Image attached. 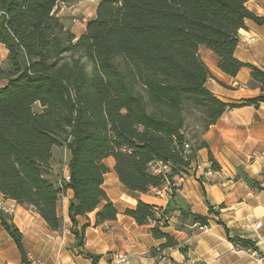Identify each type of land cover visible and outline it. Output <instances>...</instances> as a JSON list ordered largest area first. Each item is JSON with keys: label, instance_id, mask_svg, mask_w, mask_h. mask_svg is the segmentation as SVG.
<instances>
[{"label": "trees", "instance_id": "trees-1", "mask_svg": "<svg viewBox=\"0 0 264 264\" xmlns=\"http://www.w3.org/2000/svg\"><path fill=\"white\" fill-rule=\"evenodd\" d=\"M76 1L0 0V45L7 52L0 65V194L59 232L58 202L70 190L69 232L82 249L90 214L94 226L118 214L103 189L104 161L111 158L127 191L168 199L164 208L137 200L122 214L162 241L154 254L174 249L185 255L187 248L163 231L170 216L178 213L176 229L187 234L207 227L208 217L179 201L174 180L193 172L202 149L210 169L219 170L203 135L226 111L264 104V71L234 56L245 21L262 26L264 17L250 12L247 0H100L76 39L57 16L59 6ZM201 48L229 77L249 69V86L260 95L239 104L219 100L205 87L212 76ZM61 149L68 182L53 170ZM236 178L263 189L245 174ZM222 207L207 205L208 215L217 217ZM216 224L228 236L219 219ZM0 225L20 263L31 264L11 217L0 212ZM228 240L255 251L250 240ZM83 255L99 264L100 255Z\"/></svg>", "mask_w": 264, "mask_h": 264}, {"label": "crops", "instance_id": "crops-1", "mask_svg": "<svg viewBox=\"0 0 264 264\" xmlns=\"http://www.w3.org/2000/svg\"><path fill=\"white\" fill-rule=\"evenodd\" d=\"M99 1L93 0L95 4L91 14L89 18L82 19L80 32L74 33L70 29L76 39L84 32L86 23L94 18ZM81 2L77 0L71 5L59 6L57 16L62 18L60 14L65 8H73V13L86 15L80 8ZM246 7L256 16L264 17V0H247ZM238 35L235 58L264 71V25L258 26L246 20L245 28L239 30ZM0 47L4 49L2 45ZM4 51L6 57L7 52ZM199 54L212 76L205 87L219 100L239 104L242 100L260 95L258 88L249 86V69H241L232 78L216 68V60L211 52L201 48ZM203 140L219 170L210 169L207 150L202 149L198 151L193 172L174 181L178 187L176 194L179 201L189 206L192 213L208 217V226L204 230L196 226L194 231L187 234L176 229L178 213H173L168 227L163 229L187 248L185 255L174 249L154 254L151 249L158 247L162 241L153 239L147 226H137L131 218L122 214L125 208H133L137 200L164 208L168 199L158 192L143 195L127 191L109 168L103 189L118 214L114 221L99 226H94L93 214H90L82 249L76 248L75 238L69 232L67 207L72 198L70 190H66L58 202L57 214L63 221L59 232L48 231L37 215L16 206L11 221L22 234V243L31 264H90L83 252L100 255L99 264H254L253 253L264 255V104L257 109L244 106L226 111L206 131ZM107 160L113 165L111 158ZM56 166L54 157V172ZM238 173L260 182L263 189L255 191L250 188L242 179L236 178ZM61 174L68 175L66 165ZM207 205L215 210L218 206L223 207L218 209L219 215L216 217L208 215ZM217 219L227 228L228 236L224 228L216 224ZM78 220L80 224L85 223L82 219ZM228 237L250 240L254 243L255 251L230 242ZM120 255L126 257L124 263L117 262L116 257ZM0 264H21L16 246L1 225Z\"/></svg>", "mask_w": 264, "mask_h": 264}, {"label": "rangeland", "instance_id": "rangeland-1", "mask_svg": "<svg viewBox=\"0 0 264 264\" xmlns=\"http://www.w3.org/2000/svg\"><path fill=\"white\" fill-rule=\"evenodd\" d=\"M81 9L82 12H85L86 15H82L81 13H73V8L69 9V8H65L63 9V11L61 12L60 16H62V22L64 23V25L66 27H68L69 29H72L74 31V33H78L82 30V25L83 22L82 19H87L89 18L91 11L93 9V5L95 3H93V0H81ZM76 7V6H75ZM71 31V30H70ZM5 51L2 47H0V65H3L5 63ZM35 109H37V107H35ZM65 152L64 150H57L55 153V164L56 169H59L60 171L62 170L63 166L65 165ZM104 163L106 164V166L108 168H110L112 170V163L109 160H105ZM109 175L106 176V181L108 180Z\"/></svg>", "mask_w": 264, "mask_h": 264}, {"label": "built area", "instance_id": "built-area-1", "mask_svg": "<svg viewBox=\"0 0 264 264\" xmlns=\"http://www.w3.org/2000/svg\"><path fill=\"white\" fill-rule=\"evenodd\" d=\"M61 181L68 182L69 181L68 175L62 174ZM58 185H61V183L59 182ZM16 206L17 204L14 201L7 199L0 194V212L5 214L6 216L11 217L15 214ZM255 226L258 227L259 224H255ZM205 228H206L205 226L202 227L199 226L200 230H204ZM253 256H254V260H253L254 264H264V255L253 253ZM116 260L119 263H124L126 261V257L120 255L116 257Z\"/></svg>", "mask_w": 264, "mask_h": 264}]
</instances>
